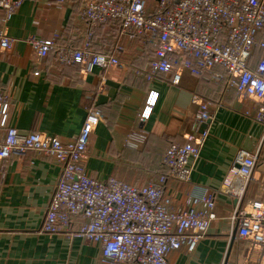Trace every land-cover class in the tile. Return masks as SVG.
I'll return each mask as SVG.
<instances>
[{"label": "crops", "instance_id": "0c3cea01", "mask_svg": "<svg viewBox=\"0 0 264 264\" xmlns=\"http://www.w3.org/2000/svg\"><path fill=\"white\" fill-rule=\"evenodd\" d=\"M88 1L27 0L6 23L0 10V30L13 40L10 50L0 51V95L7 98L6 111L0 112V141L11 127L70 141L81 131L88 109L98 107L105 119L94 130L85 173L98 181L113 177L143 187L166 174L162 159L170 144L187 142L197 110L192 97L199 96L211 103L209 136L190 182L169 180L166 189L175 210L185 208L192 194L209 191L215 196L217 217L194 252L185 247L172 251L168 264H264L251 241L237 235L231 220L235 202L220 192L237 152L260 150L264 124L257 118L259 104L227 90L225 70L219 66L208 75L221 73L220 81H204L188 71L178 85L170 74L148 78L157 42L130 39L114 23L90 29L81 14ZM147 3L154 8L155 0ZM54 37L64 47L89 43L95 53L116 55L123 66L85 72L81 65H60L55 51L39 58L30 39ZM151 92L158 99L142 121ZM133 130L148 133L139 150L125 145ZM61 171L54 158L34 152L0 164V264H101V246L72 233L85 224L83 217L72 220V234L42 230ZM255 176L249 198L264 193V150Z\"/></svg>", "mask_w": 264, "mask_h": 264}, {"label": "built area", "instance_id": "2783aa9c", "mask_svg": "<svg viewBox=\"0 0 264 264\" xmlns=\"http://www.w3.org/2000/svg\"><path fill=\"white\" fill-rule=\"evenodd\" d=\"M27 0H0L3 23ZM90 29L118 20L130 39L156 41L148 78L170 74L178 85L185 71L204 81L223 79L221 73L208 75L215 67L225 70L226 89L259 104L258 120L264 124V0H90L82 9ZM92 31V30H91ZM41 59L55 51L62 66L81 65L85 72L94 67H122L116 55L95 53L89 43L82 48L59 46L57 37L30 39ZM13 40L0 30V51L12 48ZM261 50L254 56L256 48ZM0 95V112L7 108ZM158 99L151 92L141 113L146 121ZM197 110L185 144L172 143L162 165L167 172L151 178L143 187L117 178L98 181L85 173L84 161L96 127L104 121L101 109L87 111L79 134L70 141L41 134L23 133L15 127L0 141V164L29 152L54 158L62 171L47 207L42 230L69 233L99 244L101 264H168V254L185 247L194 252L216 220V200L209 191L192 194L185 208H172L166 185L169 180L190 182L209 130L202 126L212 120L211 103L192 97ZM148 140L144 130H133L125 139L131 150L141 149ZM264 150V136L257 153L239 150L227 172L220 192L235 202L231 220L240 239L250 240L264 256V193L247 197L256 181V167ZM86 222L70 233L74 218Z\"/></svg>", "mask_w": 264, "mask_h": 264}, {"label": "trees", "instance_id": "16d2710c", "mask_svg": "<svg viewBox=\"0 0 264 264\" xmlns=\"http://www.w3.org/2000/svg\"><path fill=\"white\" fill-rule=\"evenodd\" d=\"M111 23H114V24H116V25H118V27L120 28V30L122 29L121 28V23H120V21H118V20H114V21H110V22H108V23H106V24H111ZM106 24H102V25H100V26H103V25H106ZM98 53V52H97ZM261 54V50L257 47L256 48V50H255V54H254V56H259ZM76 66V65H75ZM163 166V165H162ZM164 167V166H163ZM165 168V167H164ZM166 169V168H165Z\"/></svg>", "mask_w": 264, "mask_h": 264}, {"label": "water", "instance_id": "95a60500", "mask_svg": "<svg viewBox=\"0 0 264 264\" xmlns=\"http://www.w3.org/2000/svg\"><path fill=\"white\" fill-rule=\"evenodd\" d=\"M209 122L205 123L202 128L205 129L208 126Z\"/></svg>", "mask_w": 264, "mask_h": 264}]
</instances>
